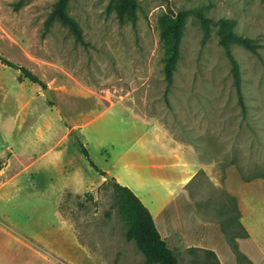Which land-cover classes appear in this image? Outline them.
<instances>
[{
	"label": "rangeland",
	"instance_id": "374dc122",
	"mask_svg": "<svg viewBox=\"0 0 264 264\" xmlns=\"http://www.w3.org/2000/svg\"><path fill=\"white\" fill-rule=\"evenodd\" d=\"M57 1L0 0V56L14 65L0 62V254L41 251L42 264H146L125 238L117 193L101 172L131 186L148 209L146 191L160 205L172 200L154 176L178 180L188 164L185 189L197 216L227 224L233 196L264 251V0H138L134 24L120 21L110 0H70L66 13L83 43L58 21L45 26ZM180 10L188 15L168 83L160 29ZM196 11L211 20L205 41ZM220 21L259 46H231L244 113ZM16 67L41 84L20 81ZM132 159L164 168L143 167L145 179L133 180V168L122 167ZM173 252L179 264L213 262Z\"/></svg>",
	"mask_w": 264,
	"mask_h": 264
},
{
	"label": "trees",
	"instance_id": "16d2710c",
	"mask_svg": "<svg viewBox=\"0 0 264 264\" xmlns=\"http://www.w3.org/2000/svg\"><path fill=\"white\" fill-rule=\"evenodd\" d=\"M70 0H58L45 22V26H49L52 22L58 21L61 25L66 26L74 35L75 39L83 43L82 31L79 24L66 13ZM111 7L115 10L120 21L129 20L132 24L136 22V9L138 0H110ZM203 30V41L210 36L211 20L201 11H196ZM188 12L180 10L177 14L165 22L160 29V36L166 44V55L164 58V75L168 83L172 80V73L176 68V63L180 56V43L185 28ZM219 44L224 48L226 56L231 63V74L233 86L235 89L238 105L241 111L245 112V103L242 94L241 73L240 68L231 52V46L237 44L252 53H257L259 46L247 37L238 35L233 31L232 27L224 22H219V30L217 32ZM0 62L7 66L14 67L13 63L0 56ZM20 71L19 80H28L31 83L41 84L40 80L29 70L23 67H16ZM82 152L88 156L87 151L82 146ZM91 166L94 164L90 162ZM104 175V172H101ZM117 193L120 214L127 223L125 238L127 241H133L137 250L144 256L146 264H179L174 252L169 249L165 241L158 232L153 217L149 210L144 206L140 199L127 187L119 183H113ZM228 200V209L224 217L226 223L220 219H208L202 216L199 218L205 222H215L220 226L224 239L230 250L235 256L236 264H253L239 249L237 245L238 238H247L249 234L241 223V215L237 206L236 199L231 195H226ZM189 252H202L207 259L213 262L210 264H220L216 255L212 250L197 247L188 248ZM196 264H201L200 261Z\"/></svg>",
	"mask_w": 264,
	"mask_h": 264
},
{
	"label": "crops",
	"instance_id": "0c3cea01",
	"mask_svg": "<svg viewBox=\"0 0 264 264\" xmlns=\"http://www.w3.org/2000/svg\"><path fill=\"white\" fill-rule=\"evenodd\" d=\"M153 158L155 159L154 156H152ZM159 158L160 156L156 157V159ZM191 165H184L182 170L177 171L179 175L178 180H173L169 173L154 176V180L173 200H166V202H162L163 204L160 205L156 202V197L150 196V193L146 191L147 197L149 196L148 210L153 217L155 226L167 247L172 251H176L179 247L183 250L191 247L208 249L214 252L220 264H236L235 256L227 245L220 226L215 222L202 221L196 214L195 206L185 189L192 175L191 171H194V166ZM128 166L133 168L131 170L133 180L137 178L139 181L145 179L142 172L143 167L148 166L153 169L164 168L160 162L142 164L140 160L122 161L123 168H127ZM114 177L119 184L125 185L127 188L131 187L121 183L118 176L115 175ZM137 185L136 188L143 190L144 185L142 182L137 183ZM172 187L173 189H171ZM135 195L137 196V194ZM139 199L144 204L143 200ZM175 201L179 205V211L178 205L174 204ZM241 223L249 233V237L237 239L238 249L253 264H264V251H261L256 241H254L248 226L244 223V219L241 220ZM0 264H42V253L41 251H19L17 255L11 256L10 251H1Z\"/></svg>",
	"mask_w": 264,
	"mask_h": 264
},
{
	"label": "water",
	"instance_id": "95a60500",
	"mask_svg": "<svg viewBox=\"0 0 264 264\" xmlns=\"http://www.w3.org/2000/svg\"><path fill=\"white\" fill-rule=\"evenodd\" d=\"M43 94L45 95V97L47 98L48 101H50V102H54V99H53V97L51 96V94H50L48 88L44 89ZM73 133H74V132H73ZM103 176H104L108 181L113 182V183L115 182V180H114L113 178H111V177L109 176V174H104Z\"/></svg>",
	"mask_w": 264,
	"mask_h": 264
}]
</instances>
